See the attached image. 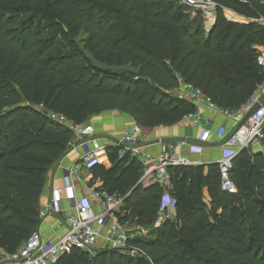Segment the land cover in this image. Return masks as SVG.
I'll return each instance as SVG.
<instances>
[{
	"label": "trees",
	"instance_id": "trees-1",
	"mask_svg": "<svg viewBox=\"0 0 264 264\" xmlns=\"http://www.w3.org/2000/svg\"><path fill=\"white\" fill-rule=\"evenodd\" d=\"M117 1L133 11L135 28L142 25L131 45L125 44L129 34H118L119 27L112 25L109 8L96 0H0V75L5 89L0 94V248L8 254L35 229L45 173L71 138L70 130L50 119L48 112L81 123L94 111V99L116 93L140 107L132 106L129 113L141 125L172 124L195 111L192 101L112 68L128 63L148 69L170 86L180 77L223 109L245 103L264 81V70L256 62L259 47H264V24L255 21L264 17V0H213L218 8L208 31L198 12L189 17L176 0ZM109 7L117 9L113 2ZM222 7L253 20L227 21ZM87 25L104 32L99 38L88 35L83 44L97 63L87 64L76 47L67 48ZM164 52L170 53L168 59ZM109 78L116 83L110 84ZM107 157L110 168L95 165L92 175L102 178L107 192L124 194L139 176L132 166H139L128 152L119 155V147H109ZM127 161L123 173L128 177L116 188L112 183ZM168 171L172 219L152 226L162 192L156 183L142 190L140 201L130 203L126 197L123 207L128 212L120 221L149 227L148 237H135L129 244L147 250L153 264H264L261 152L244 148L233 158L235 193L220 188L217 165L211 166L212 183L202 167L176 165ZM60 264L151 263L104 249L73 250Z\"/></svg>",
	"mask_w": 264,
	"mask_h": 264
},
{
	"label": "built area",
	"instance_id": "built-area-1",
	"mask_svg": "<svg viewBox=\"0 0 264 264\" xmlns=\"http://www.w3.org/2000/svg\"><path fill=\"white\" fill-rule=\"evenodd\" d=\"M179 5L191 7L197 11L203 21V28L208 29L215 21L218 5L213 0H176ZM222 9V8H221ZM257 64L264 70V47H261L256 57ZM175 96L195 102L203 97V92L196 86L189 83H183L182 89ZM206 100L212 106L214 105L206 96ZM257 104V108L241 123L235 131L227 134L225 126L220 125L216 132V140L226 146L234 147L236 150L217 161L219 172L220 188L228 193H235L236 187L230 177V169L240 147H247L254 141H260L264 148V136L262 127L264 125V83L259 95L251 96L243 105L244 115ZM47 116L66 126L74 138L88 139L90 149L85 147L82 155L83 166L90 170L100 162V156L104 147L96 139L91 138L94 129L91 124H72L63 115L48 112ZM183 118L189 119L194 126H198L199 116L196 111L188 113ZM141 128L138 124H132L125 127L122 131L120 142L124 146L123 153L128 152L134 156H141L139 134ZM173 145L162 143L160 151L146 160L142 159L144 171L141 177L144 181L157 183L163 190L161 196V205L159 213L153 220L152 226L157 227L161 221L172 219L174 211V199L170 195L172 184L169 178V167L174 165H183L185 159L175 153ZM199 152L200 149H191ZM71 173H67L63 178L62 188L52 190L47 210L59 214V202L62 193L72 201L70 209L64 214L67 224L66 231L55 236L52 239L44 241L37 229L30 231L25 240L11 254L5 253L0 256V264H60V259L71 253L73 250H79L92 253L98 238H102L111 244L112 248L119 251L121 255L131 258H146L145 252L136 245L129 244L128 240L132 237L116 222V212H118L123 199L105 191L88 189L86 196L75 197L71 187ZM87 198H95L101 206L99 214H93ZM40 216L45 215V211L39 212ZM105 226V231L100 233L93 227V223ZM147 259V258H146Z\"/></svg>",
	"mask_w": 264,
	"mask_h": 264
},
{
	"label": "crops",
	"instance_id": "crops-1",
	"mask_svg": "<svg viewBox=\"0 0 264 264\" xmlns=\"http://www.w3.org/2000/svg\"><path fill=\"white\" fill-rule=\"evenodd\" d=\"M227 11H229L227 8L222 7V12L226 14ZM234 14H236L238 18L231 20L229 18L228 21L248 22L253 20L247 19L235 12ZM239 17H242L243 19H240ZM260 48L261 47H259V49ZM183 83L184 82H182V84L178 83L177 91L182 89ZM263 83L264 81L256 87L252 97L260 94ZM206 99V96L203 94V97L199 98L195 102H192L195 105V111L199 116L198 126L192 125L189 119L183 117L177 122L168 125L158 124L153 126H140L138 124L141 128L138 145L142 154L139 157L129 154V157L134 158L137 165L139 166L137 167L136 164L132 166L133 171L135 170L136 173L139 172V176L135 184L130 188H127V191L124 194H120L117 191L109 193L107 190L103 189L102 178L99 175H92V169L88 170L83 166L82 155L84 154L85 147L90 149L89 140L85 138L77 139L71 134V138L66 148L47 169L44 176L42 191L39 197V203L41 204L39 212L44 210L45 215H39V220L35 227V229L39 231L41 238L44 241H47L55 236L63 234L67 229L64 214L70 209L72 201H70L64 193H62L59 202V208L61 209V212L59 214H55L47 210V205L50 200L52 190L56 188H62L63 178L67 173H71V187L75 197L86 196L88 189H94L98 191L102 190L106 193L121 197L123 201L126 197H129L130 203H134L135 201L142 200V190L153 183L141 179L144 171L142 159L146 160L148 157L156 155L160 151L162 143H168L173 145L172 150L175 153L185 159V163H183V165L202 167L203 173L207 175V179L210 183H212L213 176L210 175L211 166L217 165V161L220 158L236 150L234 147L219 143L215 138V132L220 125H223L227 130V134L231 135L235 131L237 125L244 120L245 115L243 112L244 103L233 109H223L217 107L216 105L211 106ZM69 122L72 123V121ZM89 124H91L94 129V134L91 136V138L96 139L98 143L104 147V151L99 159L100 162L96 166L110 168L111 162L107 157V149L109 147H119V155H123L124 146L120 142L122 131L125 127L137 123L134 122V118L129 114L120 111H108L101 112L93 116L90 119ZM263 128L264 125L262 130ZM256 143L259 144V148L257 149H254L252 144L245 148H248L251 153L261 152V154L264 156V148L261 142L256 141ZM196 148H199L200 151L196 152L191 150H195ZM129 163L130 161L123 163L121 171L116 174L117 181L116 183H112V185L116 188L120 187L123 181L128 177V173H123V171L129 166ZM127 182H129V178ZM158 186L160 187V185ZM135 188H137L136 192L133 193V189ZM162 194L163 190L161 192V196ZM123 201L118 212L115 214L116 222L129 235H132L130 239L135 237H148L149 227L147 228L140 226L132 220L122 221L123 219H121L120 221L119 216L122 217L125 212H128L123 207ZM87 202L93 214H99L101 212V206L97 199L87 198ZM172 213L174 214V211H172ZM93 227L100 233H103L106 229L104 225H99L96 222L93 223ZM130 230L135 231L134 234L130 233ZM104 249L114 248H112L111 244L104 239L98 238L94 251ZM5 253L6 252L0 248V256Z\"/></svg>",
	"mask_w": 264,
	"mask_h": 264
},
{
	"label": "rangeland",
	"instance_id": "rangeland-1",
	"mask_svg": "<svg viewBox=\"0 0 264 264\" xmlns=\"http://www.w3.org/2000/svg\"><path fill=\"white\" fill-rule=\"evenodd\" d=\"M71 1L74 4H78L80 2H84V0H71ZM96 2H99V6L100 7L106 6L107 7L106 9L109 8L108 11H110V13H112V16H111L112 25L115 26V29H116V27H119V31L120 32L118 34L125 33V32L127 34H129L128 39L125 42V44L131 45V43H133V41H134V37H136L138 35V33L142 32V25L141 24H139L138 28H135L132 25L133 11L129 10L127 5H123L122 3H119L117 0H96ZM112 2H113V4H116V6H117V9H116L115 12H112L111 8L109 7ZM183 7L185 8V11L187 12V15L189 17H191V18L198 14L197 11H194L191 7H186V6H183ZM101 9L102 8H99V11H102ZM106 9L101 14L104 15V13H106L105 12ZM228 10L231 11L232 13H234L232 10H230V9H228ZM107 13H109V12H107ZM222 16H223V18L225 20H227V21L229 20V18H227V14H225L224 12H222ZM240 19H243V18L241 17ZM244 20H246V19H244ZM98 21L99 20L94 18V22L99 23ZM201 21H202V19H201ZM255 21L258 22V23H263L264 24V17H260V18H258ZM203 25L204 24H203V21H202V27H203ZM103 34H104V32H103ZM103 34L99 33V31H97V28H94V27L89 26V25L84 26L83 29L78 34V36L74 39L73 43H67V48L76 47L77 53L80 54L82 56V58L85 59V62L87 64H88V62H87L88 60H91V63H97V62L93 61L92 54H90L87 51V49L83 46V44L86 42V40L88 38V35H96L97 38H99ZM65 40H66V38L63 39L64 42H65ZM198 52H200V50H198ZM164 54L166 55V59H168V56L170 55V53L164 52ZM112 69H114L116 71L123 72L125 74H129V75L131 74L132 76H135V77H142L144 79L146 78L153 85L157 86L158 88L160 87V89H163V91H165L166 93H169L171 95L178 94L177 85H178V83L182 84V82H184L179 77L178 78V83L175 86H170L167 82L161 81L160 78L157 77L156 74L152 73L148 69H141L140 70L138 68V66H130V64H128V63H124L122 66H118V67L115 66ZM108 82L110 84H114V83H116V80L114 78H109ZM1 84H2V78H1V75H0V94H3L5 92V89H4V87H1ZM93 102H94V104H93L94 111L90 112L87 115L86 119L83 122H81V123L89 124L90 119L93 116L97 115L98 113L108 112V111H117V112L120 111V112H124V113L129 114L130 116H132L129 113V110L131 109V107L132 106L133 107H139L137 104H135V102L132 99L124 98V97L122 98L117 93L116 94L105 95V96L101 97L99 100L94 99ZM132 117L134 118V122L141 126V124L138 122L139 120L136 117H134V116H132ZM72 124H76V123L72 122ZM258 146H259V144H257L256 141L252 143V147L254 149L259 148ZM40 205L41 204L38 201L39 208L41 207ZM129 232L134 234L135 231L130 230ZM140 248L145 252L147 261L149 263L153 264L152 255H150L149 252L147 250L143 249L142 247H140Z\"/></svg>",
	"mask_w": 264,
	"mask_h": 264
},
{
	"label": "water",
	"instance_id": "water-1",
	"mask_svg": "<svg viewBox=\"0 0 264 264\" xmlns=\"http://www.w3.org/2000/svg\"><path fill=\"white\" fill-rule=\"evenodd\" d=\"M211 27V26H210ZM210 27L208 29H206L207 31L210 29ZM257 108V104L253 105V107L251 109H249V111L245 114L244 119H247V117ZM244 149V147H240L237 151L236 154H238L240 151H242Z\"/></svg>",
	"mask_w": 264,
	"mask_h": 264
}]
</instances>
